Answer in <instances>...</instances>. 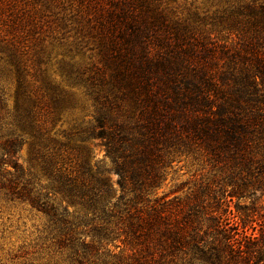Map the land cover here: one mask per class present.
<instances>
[{"label": "trees", "instance_id": "16d2710c", "mask_svg": "<svg viewBox=\"0 0 264 264\" xmlns=\"http://www.w3.org/2000/svg\"><path fill=\"white\" fill-rule=\"evenodd\" d=\"M94 1L104 19L96 72L103 79L96 85L74 63L73 82L85 88L93 119L64 135L99 140L104 158L95 168L88 158L65 167L66 145L52 131L70 92L52 85L28 91L18 51L0 42V61L17 72L13 106L0 95V193L45 215L74 262L123 264L127 252L146 264H264V222L253 218V207L230 209L234 199L264 195V0H226L221 19L228 25L202 27L168 18L148 0ZM24 146L29 169L16 159ZM176 155L215 169L176 205L178 213L169 201L156 207L149 199ZM55 193L82 216L71 221ZM120 225L128 239L120 256H110L105 247Z\"/></svg>", "mask_w": 264, "mask_h": 264}, {"label": "rangeland", "instance_id": "374dc122", "mask_svg": "<svg viewBox=\"0 0 264 264\" xmlns=\"http://www.w3.org/2000/svg\"><path fill=\"white\" fill-rule=\"evenodd\" d=\"M225 1L148 0L159 6L168 18L193 27L228 25L221 19ZM103 23L104 19L94 0H0V42L13 44L18 51L16 54L26 78L28 91L41 93L43 89L47 90L52 85L70 92L69 108L65 110L52 131L54 137L66 145L65 167L68 170L86 158L95 168L105 154L97 139L82 141L73 137L66 139L64 135L74 132L78 125L87 126L93 119L92 101L87 96L85 88L73 82V73L77 69L74 63L87 67L95 77V84H100L103 77L96 73L97 69L102 67V37L98 25ZM207 30H212V27L207 26ZM228 32L221 31L220 39H225ZM0 51V57H5L4 51ZM69 71L70 82L67 76ZM16 79L14 64L1 60L0 95L10 108L13 106L17 88ZM16 159L23 169L30 168L27 146L16 154ZM171 161L165 170V180L158 189L150 191L149 199L150 206L156 207L164 201H169L171 203L169 210L178 213L179 208L176 205L182 207L203 179H211L215 169L190 155H176ZM103 162V168H110L108 159ZM106 176L115 183V175L107 173ZM42 183L46 184V180H42ZM163 196L165 198L159 203L153 202ZM55 197L64 208H67L71 221H76L82 216V209L78 205L68 203L56 193ZM237 203L253 207V218L259 224L264 222V195L257 193L253 198L246 200L234 199L230 204L233 212ZM260 214L263 217H260ZM257 225L255 226L258 228ZM85 229L81 227V230ZM123 231L125 229L120 225L115 229V234H111L110 242L105 247V252L110 256L122 252L123 242L128 239ZM247 233L251 231L248 230ZM81 240L91 242L89 235H82ZM121 263L146 264L133 262L127 252L123 253ZM0 264H90V262L81 257L78 262L72 261L70 245L67 247L59 245L58 237L52 231L45 215L31 209L27 204L11 201L0 193ZM147 264L159 263L148 261Z\"/></svg>", "mask_w": 264, "mask_h": 264}]
</instances>
